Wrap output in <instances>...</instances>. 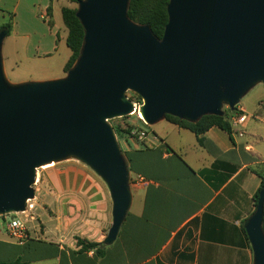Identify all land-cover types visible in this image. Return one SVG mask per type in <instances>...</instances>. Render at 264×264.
Segmentation results:
<instances>
[{"label":"water","instance_id":"water-1","mask_svg":"<svg viewBox=\"0 0 264 264\" xmlns=\"http://www.w3.org/2000/svg\"><path fill=\"white\" fill-rule=\"evenodd\" d=\"M130 0H80L85 30L74 66L60 79L11 83L0 31V216L35 198L37 169L76 158L107 184L113 243L131 205L130 171L109 122L134 112L127 92L143 99L146 124L172 115L197 122L235 109L264 84V0H170L159 39L128 16ZM264 188L245 228L254 264H264Z\"/></svg>","mask_w":264,"mask_h":264},{"label":"crops","instance_id":"crops-1","mask_svg":"<svg viewBox=\"0 0 264 264\" xmlns=\"http://www.w3.org/2000/svg\"><path fill=\"white\" fill-rule=\"evenodd\" d=\"M53 2L0 0V12H14L23 21L13 33L28 40L17 47L25 51V60L53 64L62 38L52 18ZM67 34L68 30L65 42ZM19 62L15 58L14 65ZM62 77L49 73L24 81ZM237 114L246 115L243 136L213 126L199 141L189 129L168 121L163 136L126 139L123 154L134 192L116 240L103 253L95 248L82 251L66 238L31 236L20 244L0 229V263L254 264L245 226L257 208L254 197L261 186L258 172L264 170V147L245 140L250 117L242 107ZM95 174L92 169L61 172V207L69 209L74 200L80 201V191L94 183ZM105 238L103 234L89 241L101 243Z\"/></svg>","mask_w":264,"mask_h":264},{"label":"rangeland","instance_id":"rangeland-1","mask_svg":"<svg viewBox=\"0 0 264 264\" xmlns=\"http://www.w3.org/2000/svg\"><path fill=\"white\" fill-rule=\"evenodd\" d=\"M54 22L61 27V44L56 57L51 65L47 60H25L23 50H17L20 45H26L27 39L17 37L13 33L16 27H21L22 22L17 20L14 12H0V28L6 23L12 24V30L5 38L2 47L3 65L7 79L13 84H20L33 81H24L30 77H40L50 74H60L65 77V63L71 56V50L67 46L64 36L67 29L63 23L62 8L78 7L69 0H54ZM40 17V15H38ZM41 20V19H40ZM43 21V20H41ZM37 24V23H36ZM35 24V25H36ZM36 30L42 33L41 26L37 24ZM20 32V31H19ZM59 36L57 37V39ZM36 42V39L33 40ZM15 58L20 60L19 65H14ZM13 68L15 71H13ZM62 77V78H63ZM60 79V78H59ZM55 80V79H54ZM47 81V80H45ZM127 96L134 103L143 104L141 96L133 91H128ZM244 108L250 117L248 127L245 130V140L255 147H264V84L259 83L251 88L240 100L237 108ZM228 105L223 106V111L228 112ZM236 115V114H235ZM118 130L116 132L121 150L126 148V139H131V131H145L148 136L164 135L163 130L170 125L167 119L149 125L144 123L139 114L114 118L109 121ZM72 169L74 172L82 173L83 170L91 169L84 162L76 158H68L60 162L44 164L37 169V178L34 182L35 205L31 212L34 218L26 214H7L0 216V229L7 233L6 224L10 218L15 216L26 220L29 229V237H47L50 239L66 238L77 242L79 238H96L105 234L107 236L113 223V201L109 188L105 181L95 174L94 183L88 185L87 189L80 191V201L74 200L72 207L64 209L61 207L60 196V175L63 171ZM36 178V179H37ZM74 181L71 185L74 186ZM134 181L130 178V190L133 193ZM80 186V185H79Z\"/></svg>","mask_w":264,"mask_h":264},{"label":"trees","instance_id":"trees-1","mask_svg":"<svg viewBox=\"0 0 264 264\" xmlns=\"http://www.w3.org/2000/svg\"><path fill=\"white\" fill-rule=\"evenodd\" d=\"M69 1L78 5V2L80 0ZM169 1L170 0H130L128 16L134 22H137L139 24L150 25L154 35L161 39L164 35L165 28L169 20L167 11ZM77 10L78 7L72 8L65 6L62 8L63 23L68 30L66 43L71 50V56L69 57L64 67L66 73L76 63L77 59L80 56L84 43L85 30L83 25L81 24V21L76 15ZM2 29H7L9 35L12 30V24L6 23L1 26L0 31ZM237 113H239V109L236 106L235 109L229 108L228 112L224 111L223 116L205 115L197 122H190L172 115H166L165 119L178 125L181 128L189 129L190 131L195 133L199 141H201V136L213 126H217L225 130L232 136L231 118ZM115 131L118 132L116 128ZM258 175L261 178V186L254 197L256 204L258 202L259 193L264 188V170L262 172H258ZM77 244L81 246L82 251H89L95 248L98 253L104 252V249L101 248L100 242L89 241L85 238H79L77 239ZM20 263L21 261H15L9 264Z\"/></svg>","mask_w":264,"mask_h":264},{"label":"built area","instance_id":"built-area-1","mask_svg":"<svg viewBox=\"0 0 264 264\" xmlns=\"http://www.w3.org/2000/svg\"><path fill=\"white\" fill-rule=\"evenodd\" d=\"M135 110L131 113L134 115L136 112L140 111L142 104L134 103ZM140 119L145 123L144 119L140 117ZM246 122V115L244 114H236L231 118L232 124V133H238L239 136L244 135V131H242V127L245 125ZM238 131V132H236ZM147 137V133L145 131H138L136 129L131 131V138L143 140ZM38 180V178L36 179ZM35 199V198H34ZM34 199H29L26 204V209L19 213H12V214H26L32 218L33 215L31 214L32 211L35 209V205L33 203ZM7 231L9 235L15 239L18 243L24 244L29 238V229L27 227L26 220L21 217L15 216L10 218L6 224Z\"/></svg>","mask_w":264,"mask_h":264},{"label":"bare ground","instance_id":"bare-ground-1","mask_svg":"<svg viewBox=\"0 0 264 264\" xmlns=\"http://www.w3.org/2000/svg\"><path fill=\"white\" fill-rule=\"evenodd\" d=\"M137 113L139 114V116H140V117H142V118L144 119V117H143V114H142L141 110H140V111H138Z\"/></svg>","mask_w":264,"mask_h":264}]
</instances>
